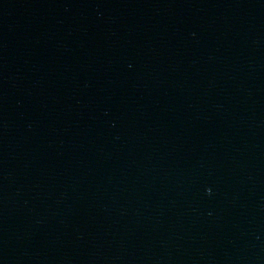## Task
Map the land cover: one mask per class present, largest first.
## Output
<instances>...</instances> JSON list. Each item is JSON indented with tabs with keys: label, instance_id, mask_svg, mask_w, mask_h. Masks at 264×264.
I'll return each mask as SVG.
<instances>
[{
	"label": "water",
	"instance_id": "water-1",
	"mask_svg": "<svg viewBox=\"0 0 264 264\" xmlns=\"http://www.w3.org/2000/svg\"><path fill=\"white\" fill-rule=\"evenodd\" d=\"M0 264H264V0H0Z\"/></svg>",
	"mask_w": 264,
	"mask_h": 264
}]
</instances>
